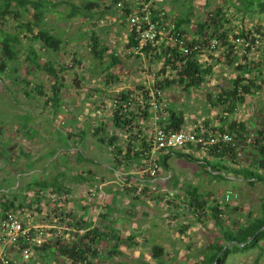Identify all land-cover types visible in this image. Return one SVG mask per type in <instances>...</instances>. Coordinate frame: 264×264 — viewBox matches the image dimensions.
Returning a JSON list of instances; mask_svg holds the SVG:
<instances>
[{"label": "rangeland", "instance_id": "rangeland-1", "mask_svg": "<svg viewBox=\"0 0 264 264\" xmlns=\"http://www.w3.org/2000/svg\"><path fill=\"white\" fill-rule=\"evenodd\" d=\"M59 1H68L77 6L91 1L96 5L88 17L67 18L66 14L71 5L65 3L47 13L45 21L47 28L63 40L58 50L48 49L45 52L41 43L26 39L24 35L29 33L22 31L18 59L9 62L11 72L1 73L0 78V168L6 164L4 161L13 162L14 160L8 159L12 156L16 158L22 156L19 152L24 151L28 157L19 163L13 162L14 166H20L19 169L25 168L24 172L26 169H38L29 174V179L34 183L39 181L60 183L58 184L60 188L53 193L55 196L58 193L62 194L60 191L63 186L68 196H85L93 193L98 198L103 192L124 195L129 199L131 195L134 200L135 196L142 197L141 200L137 199L140 202L137 208L139 212L148 211L157 215L158 226H162L167 233V244L161 246L163 248V257L159 259L161 263H197L207 252L208 243L220 235L222 227L227 226L236 230L239 224L250 222L253 217L260 215L264 186L259 183L251 185L241 178L229 176L224 179L214 178L204 170L206 162H212L213 157H207L199 150L192 151L191 154L199 159L193 161L173 153L168 159V169L159 166L158 176L153 184L145 183L140 178L143 168L141 160L134 162L129 170L122 164L115 170L114 148L108 139L110 136L115 137V144H121L125 140V131L112 122L113 111L117 109V103H120V94L123 90H130L134 94L137 89L147 88L149 82H155L156 72L161 68L162 60L157 61L146 53L131 55L127 52L125 34L129 33L130 29L127 24L122 25L121 13L114 8L112 0ZM107 6L113 7L103 14ZM162 6L166 10L165 25L168 27L174 23L176 17L184 16L188 12H191L194 24L193 22L209 17L217 8L224 11V18L229 21H222L225 29L246 27L256 30L255 27L263 26L262 33L251 36L258 38L259 44L247 52L246 62L248 64L260 62L259 68L254 70L252 76H257L256 84L264 80V57L261 55L264 52V13L246 15L242 20L241 14L235 12L229 0H163ZM28 19L30 16L25 18ZM17 24L12 19L6 24L0 22V34L1 31L18 33ZM192 24L188 27L191 34L184 35L188 39L194 32ZM169 31L171 30L161 35L165 40ZM92 37L97 38L100 45L106 46L101 59L94 58L91 53ZM32 48L39 54L41 63L50 60L59 70L60 103L57 110L47 98V95L52 94L50 88L54 80L26 61V56ZM158 48L157 46L156 49ZM217 49L216 53L215 51L210 53L217 58L216 62L214 59L211 61L213 63L211 78L207 77L200 86L188 88L174 81L170 87L165 88L166 95L168 92L169 94L177 92L176 97L171 95V98H176L174 101L180 104L181 111L185 113L190 124L205 125L208 121L209 128H212L215 122L205 121L207 116L212 119L218 115L219 122L227 114L228 121L247 123L250 129L249 136L254 138V130L264 124L263 89H255L252 94L246 95L244 102L238 105L232 114L227 112L226 104L219 102V105L214 106L207 100L209 93L213 97L218 95L220 90L218 87L228 88L236 71L234 67L221 62L222 51ZM236 51L239 54L245 49L236 47ZM208 53H201V59L205 61ZM111 55L116 56L119 63L107 69L112 60ZM167 74L168 78H173L170 72ZM21 76L30 83L26 84L15 78ZM34 83L44 84L42 91L47 95L39 94L33 87ZM121 104L124 107L123 112H126V116L133 121L134 115L129 112H134L132 111L134 108L128 107L125 102ZM235 142L236 153L239 154L236 159L238 164L252 166L255 155L251 150V141L238 138ZM174 151L183 152L181 148ZM231 166L237 165L231 163ZM127 173L139 176H136V179H140L137 183L139 188L137 193L127 194L123 189L130 188L136 183L127 182ZM0 175L5 178L3 183H0V188L13 182L16 177L9 168L0 170ZM23 180L25 184L28 181ZM174 180L177 181L176 185ZM191 186L197 188L201 194L200 199L208 201L206 207L199 209L198 217L191 214L186 204L185 193ZM37 188L39 187L34 184L31 189L32 192H36L35 198L38 197ZM144 188L148 190L147 193L138 194L140 189ZM234 202H237V207L234 206ZM63 203L60 206H63ZM218 203L223 212L220 215L223 223L218 221L219 224L209 216V206ZM79 205L69 204L68 210L75 212ZM149 244H152L153 248L160 246L155 238L151 239ZM260 245L261 247L237 250L229 254L224 264H264V240ZM142 261L146 262L144 259Z\"/></svg>", "mask_w": 264, "mask_h": 264}, {"label": "trees", "instance_id": "trees-1", "mask_svg": "<svg viewBox=\"0 0 264 264\" xmlns=\"http://www.w3.org/2000/svg\"><path fill=\"white\" fill-rule=\"evenodd\" d=\"M115 0H112V4ZM61 3L69 4L70 9L66 14L67 18L71 19L77 16L88 17L90 12L95 8V3L91 1H86L85 4L77 6L75 4H70L68 1H59V0H0V22L7 23L9 19L16 21L18 33H9L1 31L0 34V78L2 77L1 73L8 74L11 66L9 62L17 61L20 47V35L22 31H26L29 35H24L26 39L31 41H37L41 43L42 49L46 52L48 49L58 50L63 43V40L54 35L48 28L45 23L46 15L55 7L59 6ZM229 3L234 7L235 12L241 14L242 20L246 15L252 14H262L264 13V0H229ZM114 6V5H113ZM112 6V7H113ZM111 6H107L106 10L103 11V14L111 9ZM121 14L122 25L127 24L126 15L128 13L127 9H123ZM224 11L217 8L215 12L210 13L209 17L203 18L198 22H193L191 20V12H188L184 16H178L174 20L175 32L179 35L191 34V31L188 27L193 25V34L190 37V43H202L205 44L210 39H217L219 42L218 49L222 51L223 61L227 66H232L235 68V74L231 81V84L228 88H222L216 97H213L211 93L207 95V100L211 105H227V112L229 114L234 113L235 108L244 102L246 95H250L254 92L255 89L264 90V80L260 84H256L257 76H252L255 69H258L260 66L259 63H247V52L251 50L250 46L244 48L243 53L236 51V47H240L234 42V39L237 37H243L246 40L249 39L252 35L257 33H262L261 30L263 26L255 27L254 29L241 28L237 29L234 27L224 28L222 21L229 22L224 18ZM27 16H30V19L25 20ZM264 34V33H263ZM127 48L131 45L136 44V40L133 37V32L130 31L128 34ZM255 40L258 38L251 37L250 43H255ZM91 41L93 42L91 46V53L94 58L101 59L106 50V46L100 45L97 38L92 37ZM159 47L156 49V47ZM256 47V46H255ZM243 48V46H242ZM254 48V47H253ZM252 48V49H253ZM217 49V50H218ZM144 53L150 54L151 58L153 57L157 61L162 60V66L159 71L156 72V80L151 86L152 89L155 88H166L170 87L174 81H178L179 84H184L186 88L189 86H200L204 83L207 77L211 76L213 71L212 59L217 61V58L208 53L206 60H202L199 54L193 53L191 55H183L176 47L171 45L162 44H150L143 48ZM215 50H213L214 52ZM212 52V53H213ZM217 51H215L216 53ZM204 53V52H201ZM206 53V52H205ZM133 54L134 53H129ZM264 57V52L261 53ZM209 57V60H208ZM40 56L35 49H31L26 56V61L30 66H33L39 71L46 73L50 76L54 82L51 85L50 91L52 92L51 96L45 94L42 91L44 84L34 83L36 91L39 94L47 95L49 101L52 102V107L57 110L59 106V70L54 66L53 62L46 60L40 62ZM111 62L108 64L107 69H109L114 64L119 63V59L111 55ZM218 61H220L218 59ZM76 63V60H74ZM78 63V62H77ZM220 63V62H219ZM215 64V63H214ZM181 66V67H180ZM8 72H7V71ZM167 72H170L173 76L172 79L168 78ZM17 80H21L29 84L24 76L15 77ZM140 89V88H139ZM140 90H136L134 94L130 90H123L120 94V103H117V109L113 111L112 122L114 124L127 132V137L121 144H115V137L108 139L109 144L113 146L114 159L116 160V168L118 170L119 165H124L125 169H130L132 164L136 161H139L143 156V151L146 148V139L143 138L140 133V125H131L132 118L130 119L126 116V112H123L124 107L121 103L125 102L126 105L130 108H134L129 112L134 115L133 118L136 120L139 117H148L151 115L150 112L143 111L139 113L140 104L137 94ZM142 94H144L142 92ZM147 98V95H145ZM137 98V99H136ZM136 99V100H135ZM134 100V101H133ZM128 103H133L129 105ZM126 111V110H125ZM139 111V112H138ZM169 117L164 124V128L171 131L181 130L186 124V117L182 111L174 110L170 104L168 107ZM134 119V120H135ZM130 125V127L128 126ZM97 131L101 129H96ZM217 132L227 131L229 132L234 139V143H219L214 146L208 147L204 150L203 153L207 157H213V161H207L205 164V172L211 174L214 178L224 179L229 177L241 178L244 181H247L249 184H261L264 186V124L256 130H254V138L250 137L249 125L245 122L232 120L226 121L224 126L215 129ZM238 138L244 140L248 139L251 141V150L255 155V161L252 166H243L238 164L236 160L238 158V153H236L235 141ZM106 140V142H108ZM179 156H184L189 160H199L195 158L189 152H176L169 151L161 155L158 158V164L161 168L168 169V159L173 154ZM231 163H234L237 166H231ZM58 177V175H56ZM138 176V175H136ZM136 176L131 173H127V182L133 183L136 181L132 187L123 188L127 194L130 192L138 191V180ZM55 177V179H57ZM139 177V176H138ZM145 177V176H144ZM135 178V180H134ZM83 177H80L82 180ZM87 179V178H85ZM176 180H174L175 182ZM58 182V180H56ZM147 183V182H146ZM38 186L39 188L52 187L53 189L60 188V183H47L46 181H39L33 183V185ZM177 184V181L174 183ZM146 187V186H145ZM63 188V186H62ZM66 191V189H65ZM147 189H140L139 193H147ZM200 195L196 187H189L186 190L185 198L186 204L191 210V214L194 216H199V209H203L207 205L206 199H200ZM13 203V202H12ZM10 201H6L4 204V210L6 212L10 211L14 205ZM233 206V205H232ZM234 206L237 207V202H234ZM210 212L209 216L212 217L215 223H223L220 218L222 215V209L220 204L209 206ZM260 215L253 217L250 222L241 223L238 225L237 229H231L230 227H222L220 235L216 236L212 241L206 246V253L202 258L195 264H224L227 256L234 253L237 250H248L254 247H261L260 242L264 240V196L261 199V209ZM219 221V223H218ZM92 232V231H91ZM90 233V232H89ZM71 246L63 247L62 252L65 253L69 258L76 261L78 260V255L84 252L75 251ZM163 248L161 246H154L152 249V255L159 258L162 255ZM160 259V258H159Z\"/></svg>", "mask_w": 264, "mask_h": 264}, {"label": "crops", "instance_id": "crops-1", "mask_svg": "<svg viewBox=\"0 0 264 264\" xmlns=\"http://www.w3.org/2000/svg\"><path fill=\"white\" fill-rule=\"evenodd\" d=\"M128 34L125 36L128 37ZM218 88L221 90L225 87ZM167 95L170 106L181 111L180 104L174 101L176 98H171V95L176 97L177 92L170 94L168 92ZM217 116L212 119L207 116L205 119L215 122L212 128H209L208 121L204 126L213 131L224 126L228 121L227 114L219 122ZM151 122L150 119L149 124L152 125ZM190 123L186 117L185 126L193 125ZM19 153L22 156L17 158L12 156L8 160L19 163L28 157L24 151ZM4 162L6 164L0 170L9 168L16 177L13 182L0 188V219L5 215L4 204L8 200L10 203L13 202V208H16L10 211H14L25 226L46 228L45 242L42 246L32 247V255L28 260L22 258L19 245L0 242V251L5 246L8 252L9 264H162L159 258L163 257V253L159 258L154 257L152 244L149 243L155 238L163 247L168 241L167 233L162 226H158L157 215L148 211L139 212L137 208L140 202L137 199L142 197L135 196L134 200L129 195L133 200L131 203L127 196H117L113 193L102 192L101 198L100 196L96 198L93 193L85 196H68L63 188L60 191L62 194L58 193L55 196L53 193L56 189L51 191L52 187H44L37 188L38 197L35 198L36 192L31 190L34 181L30 180L29 176L38 169H26L24 172L25 168L19 169L20 166H14L13 162ZM3 179L5 178L0 175V183H3ZM23 179H28L26 184L22 182ZM62 203L63 206H60ZM69 204L80 205L73 212L68 210ZM51 205L55 207L52 208ZM67 246H71L69 248L75 246L73 247L75 251L84 252L74 261L61 251ZM143 259L146 262H143Z\"/></svg>", "mask_w": 264, "mask_h": 264}, {"label": "built area", "instance_id": "built-area-1", "mask_svg": "<svg viewBox=\"0 0 264 264\" xmlns=\"http://www.w3.org/2000/svg\"><path fill=\"white\" fill-rule=\"evenodd\" d=\"M162 2L163 0H115L113 2L114 8L120 12L123 9L128 11L126 15L127 26L133 32V37L136 40L135 45L127 48L128 53L143 55L145 46L162 43L176 47L183 55L193 53L200 55L201 52H213L218 48L219 42L215 38L210 39L205 44L190 43V39L174 31V23H171L169 27L165 25L166 10L162 6ZM169 29L171 31H169L168 36L166 34L165 40L161 35ZM126 38L128 42V37ZM250 40L251 37L247 40L243 37H237L234 42L243 48L250 46L251 49L259 44V40H255V43H250ZM149 83L147 88L138 92L137 98L139 99L138 105L140 104L139 111L142 110L138 112L147 111L151 115L131 121V125H140V133L147 142L140 159L143 168L139 175L145 183H154V179L158 176V158L169 151L181 148L182 151L190 153L198 150L204 152L206 148L222 142L234 143L233 136L229 132L209 130L208 127L201 124L183 127L178 131L164 128L169 117V102L166 98V91L165 88L152 89L151 86L154 82ZM150 119L152 125L149 124ZM128 126L130 127V125ZM125 133V137H127L128 133ZM4 214L0 219V242L19 245L22 258L28 260L32 255V247L42 246L45 242L46 228L44 226H25L14 211H8ZM0 262L1 264L10 263L5 246L0 251Z\"/></svg>", "mask_w": 264, "mask_h": 264}]
</instances>
